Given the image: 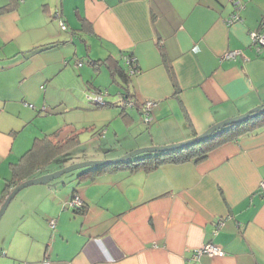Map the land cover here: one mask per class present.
<instances>
[{
    "label": "crops",
    "instance_id": "1",
    "mask_svg": "<svg viewBox=\"0 0 264 264\" xmlns=\"http://www.w3.org/2000/svg\"><path fill=\"white\" fill-rule=\"evenodd\" d=\"M240 2L0 0V195L37 137L64 146L41 154L24 180L184 141L264 105V47L250 36L264 27V0ZM234 12L240 19L228 22ZM232 50L242 52L226 57ZM130 54L139 71L124 81L118 70ZM103 88L109 105L90 103L86 92ZM123 92L134 105H124ZM146 99L156 102L149 123L142 120ZM98 110L101 126L90 114ZM88 132L100 151L83 148L57 161ZM88 167L13 197L0 219V264H264V126L223 141L200 161L81 178ZM75 193L83 211L68 205ZM209 242L223 254L194 260V249Z\"/></svg>",
    "mask_w": 264,
    "mask_h": 264
},
{
    "label": "trees",
    "instance_id": "2",
    "mask_svg": "<svg viewBox=\"0 0 264 264\" xmlns=\"http://www.w3.org/2000/svg\"><path fill=\"white\" fill-rule=\"evenodd\" d=\"M131 55V54H130ZM95 63H99V60H95ZM126 63V62H125ZM127 68H120L118 72L122 76L124 81H128L131 77L129 67H137L136 61H130L126 63ZM125 96H131L129 92H123ZM124 96V97H125ZM109 102H107L108 104ZM264 126V112L258 114H252L247 119L242 121H235L229 125L224 126L223 128L216 130L211 133L206 138L200 140L196 143H191L185 146H182L177 149L166 150V151H157V152H147V155L140 157H133L126 160L119 161L114 164H102L98 166H90L80 173V177H92L95 172L107 168H117L120 166H129L131 169L145 168L146 170L152 169L166 161H183L188 159H193L195 161H200L204 159L208 152L216 147L218 144L222 143L225 140L236 137L240 133L247 131H253L260 127ZM64 142L59 144L53 143L48 136L37 137L33 143V146L29 148L21 158V163L23 164V169L20 171L17 169V166L13 168L12 177L7 180L5 184V193L0 195V205L3 203L7 195L12 191L13 186H16L24 181L23 176L28 173L31 169L37 167V160L41 154L45 153H55L62 149ZM86 208V205L83 202V205L75 210L83 211Z\"/></svg>",
    "mask_w": 264,
    "mask_h": 264
},
{
    "label": "water",
    "instance_id": "3",
    "mask_svg": "<svg viewBox=\"0 0 264 264\" xmlns=\"http://www.w3.org/2000/svg\"><path fill=\"white\" fill-rule=\"evenodd\" d=\"M264 112V105H259L256 106L250 110H248L245 113L229 117L225 120L219 121L215 124H213L211 127L203 131L202 133L190 138L186 139L184 141L180 142H175V143H170V144H165V145H150V146H143V147H138L136 149H133L129 152H127L124 155H121L120 157H115V158H107V159H91V160H85L77 163H73L71 165L65 166L61 169L52 171L50 173H46L44 175L38 176V177H33V178H28L25 179L23 182L20 184L16 185L12 191L7 195L5 200L3 201L2 205L0 206V219L2 215L4 214L5 210L7 209L9 203L13 199V197L24 187H27L32 184H38V183H47L62 174L66 173L67 171H70L75 168H80L84 166H98L102 164H114L122 160L129 159L137 154H140L142 152H157V151H166V150H172V149H177L182 146L191 144V143H196L199 142L200 140L206 138L209 136L211 133L215 132L216 130H219L223 128L226 125H229L235 121H242L247 119L249 116L252 114H258Z\"/></svg>",
    "mask_w": 264,
    "mask_h": 264
},
{
    "label": "built area",
    "instance_id": "4",
    "mask_svg": "<svg viewBox=\"0 0 264 264\" xmlns=\"http://www.w3.org/2000/svg\"><path fill=\"white\" fill-rule=\"evenodd\" d=\"M237 5H241L240 0H233ZM237 19H240V16L237 12H234L230 18L228 19V22H233ZM60 26L62 28L66 27V23L64 20H60ZM250 36H251V40L252 43L257 47L258 50L262 49L264 47V27H262V29H255L250 31ZM242 51L241 50H232L229 51L225 54L226 57H235L237 54H240ZM126 63H130V61H136L135 57L133 55H127L126 57ZM68 62V61H67ZM81 64V62H75V65H79ZM129 71L131 74L137 73L139 71L138 67H133L130 66L129 67ZM103 92L100 93V95H96L93 97H89L88 98L91 101H95V103L99 104V105H106L107 104V100L105 99V97L102 94ZM135 101L131 96H125L124 97V105L125 106H131L134 105ZM156 102L152 99H146L143 104H142V120L149 123L152 120V110L155 106ZM259 189L262 193H264V179L260 181L259 183ZM68 205L72 208H78L81 207L83 205V200L81 199V197L78 194H73V196L68 200ZM50 224L51 226L54 228L56 225V219L52 218L50 219ZM223 225V221L222 219L215 222V231H217L221 226ZM223 249L212 242L206 243L205 245L198 247L196 249H194L192 258L194 260H199L200 257L204 254H208L210 256L212 255H219V254H223Z\"/></svg>",
    "mask_w": 264,
    "mask_h": 264
},
{
    "label": "rangeland",
    "instance_id": "5",
    "mask_svg": "<svg viewBox=\"0 0 264 264\" xmlns=\"http://www.w3.org/2000/svg\"><path fill=\"white\" fill-rule=\"evenodd\" d=\"M81 45V44H80ZM80 47V49H82L83 48V46H79ZM79 47H78V49H79ZM84 52V51H83ZM103 77V76H102ZM119 84H118V82H111L110 84H109V88L111 89V90H116V89H119ZM101 92H103L102 94H103V96L104 97H108V95H109V91H107V89L106 88H103V89H101V90H89V91H87L86 92V97L87 96H89V97H93V96H95L96 97V95H100V93ZM111 92V91H110ZM113 96H114V99L113 100H117L118 99V95H117V93L115 94V93H113ZM88 100H90L89 98H87ZM90 103H93L94 105L95 104H97V103H95V101H91L90 100ZM99 105V104H98ZM107 105H109V103L108 104H106V105H103L102 107H105V106H107ZM91 114V117L93 118H95V120H96V122L101 126L102 124H101V122H99V117L101 116L100 114H102L101 112H100V110H98V111H95V112H91L90 113ZM85 116H87V114H85ZM90 116V115H89ZM104 128V127H103ZM98 132V131H97ZM97 132H95V134L97 133ZM90 135V133L88 132V134H87V136L86 135H83V137H82V142L83 143H80V144H78L77 146H74V147H72V148H70L68 151H66V153H62V154H60V156L61 157H57V161L59 162V161H61L62 160V158H64V159H67V158H69L70 156H72V155H75L76 156V154H78L79 152H81L80 151V149H83V148H87L88 149V151H86V155H90L91 154V152H89L90 150L92 151H96V150H99L100 151V142L99 141H97V140H92V141H88L89 139H85L86 137H88ZM99 135V134H98ZM96 139H101L100 137H98V138H96ZM98 151V152H99ZM82 153V152H81ZM144 155V154H147V152H142V153H140V154H137V155H135V156H133V157H136V156H138V155ZM79 156V155H78ZM133 157H131V158H133ZM45 160H48L47 161V164H48V162H50L51 161V157L50 156H48V157H45ZM88 160H91V159H88ZM81 161H84V160H81ZM81 161H76V162H74V163H77V162H81ZM71 164H73V163H71ZM71 164H68V165H71ZM68 165H66V166H68ZM65 167V166H64ZM85 167H87V166H84V167H80V168H75V169H72V170H70V171H67L66 173H65V175H69L70 173H74V172H76V171H81V170H83ZM63 168V167H62Z\"/></svg>",
    "mask_w": 264,
    "mask_h": 264
},
{
    "label": "clouds",
    "instance_id": "6",
    "mask_svg": "<svg viewBox=\"0 0 264 264\" xmlns=\"http://www.w3.org/2000/svg\"><path fill=\"white\" fill-rule=\"evenodd\" d=\"M96 243H97V247L100 249L101 254L107 256L108 250L107 247L103 244V242L97 241Z\"/></svg>",
    "mask_w": 264,
    "mask_h": 264
}]
</instances>
